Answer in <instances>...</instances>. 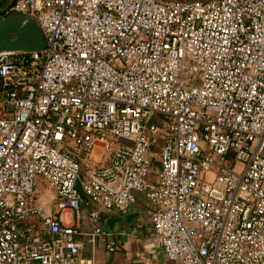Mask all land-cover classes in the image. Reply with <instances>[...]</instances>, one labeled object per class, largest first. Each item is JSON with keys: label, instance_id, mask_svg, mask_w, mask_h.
Here are the masks:
<instances>
[{"label": "built area", "instance_id": "1", "mask_svg": "<svg viewBox=\"0 0 264 264\" xmlns=\"http://www.w3.org/2000/svg\"><path fill=\"white\" fill-rule=\"evenodd\" d=\"M10 12L33 17L46 48L0 52V264H95L82 239L140 192L167 261L264 264V0H13ZM78 185L89 231L63 220L79 215Z\"/></svg>", "mask_w": 264, "mask_h": 264}, {"label": "crops", "instance_id": "2", "mask_svg": "<svg viewBox=\"0 0 264 264\" xmlns=\"http://www.w3.org/2000/svg\"><path fill=\"white\" fill-rule=\"evenodd\" d=\"M100 148L94 150V158L98 159ZM150 175L145 190L152 187ZM49 193V191H47ZM42 194L40 200L46 202L51 193ZM79 215L74 216L71 211L63 210V220L72 223L82 230H91L88 218L90 205L86 195H81ZM155 207L144 192L135 194V201L126 211L111 209L99 214L98 225L102 235L97 236L95 243L91 244L82 239L79 254L82 257H92L95 264H173L167 261L156 245L153 235L151 215ZM114 238L118 244L117 249L108 251L106 242Z\"/></svg>", "mask_w": 264, "mask_h": 264}, {"label": "water", "instance_id": "3", "mask_svg": "<svg viewBox=\"0 0 264 264\" xmlns=\"http://www.w3.org/2000/svg\"><path fill=\"white\" fill-rule=\"evenodd\" d=\"M45 48L44 35L33 17L18 12L0 17V52L43 51Z\"/></svg>", "mask_w": 264, "mask_h": 264}, {"label": "rangeland", "instance_id": "4", "mask_svg": "<svg viewBox=\"0 0 264 264\" xmlns=\"http://www.w3.org/2000/svg\"><path fill=\"white\" fill-rule=\"evenodd\" d=\"M12 1H13V0H0V9L6 7V6H7L8 4H10ZM154 121H155L156 123H158V121H159V117H158L157 114L154 116ZM158 150H159V149H158V146L155 147L153 154H157V153H158ZM156 164H157V163H156ZM152 174H153V173H152ZM152 174H150V175H152ZM152 176H153V175H152ZM40 184H41V183H40ZM41 186H43V185H39V188H40ZM77 188H78V190L80 191V194H81V195H82V194L85 195V194L83 193V191H82L80 185H78ZM41 190H42V189L40 188V191H41ZM46 193H48V192H46ZM48 195H49V193H48Z\"/></svg>", "mask_w": 264, "mask_h": 264}, {"label": "trees", "instance_id": "5", "mask_svg": "<svg viewBox=\"0 0 264 264\" xmlns=\"http://www.w3.org/2000/svg\"><path fill=\"white\" fill-rule=\"evenodd\" d=\"M12 37H13V35H12Z\"/></svg>", "mask_w": 264, "mask_h": 264}]
</instances>
